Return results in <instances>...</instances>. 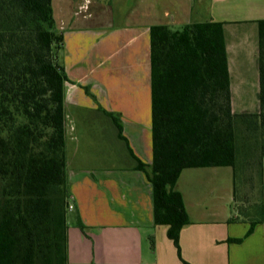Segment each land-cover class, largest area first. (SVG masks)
Masks as SVG:
<instances>
[{
    "label": "trees",
    "instance_id": "trees-1",
    "mask_svg": "<svg viewBox=\"0 0 264 264\" xmlns=\"http://www.w3.org/2000/svg\"><path fill=\"white\" fill-rule=\"evenodd\" d=\"M257 31V112H232L223 23L210 20L149 27L150 163L132 152L120 116L97 108L150 183L153 224L166 228L182 264H191L179 246L180 230L190 223L176 188L182 169L231 167L234 215L228 221L246 220L248 228L226 241L241 242L262 221L264 19ZM62 48L51 0H0V264H67ZM77 227L88 228L79 217Z\"/></svg>",
    "mask_w": 264,
    "mask_h": 264
},
{
    "label": "crops",
    "instance_id": "crops-1",
    "mask_svg": "<svg viewBox=\"0 0 264 264\" xmlns=\"http://www.w3.org/2000/svg\"><path fill=\"white\" fill-rule=\"evenodd\" d=\"M61 4L67 6V3ZM209 5L207 20L223 23L230 78L231 110L235 113L257 112L259 109L257 21L264 19V0H210ZM181 13L174 12L172 15L164 10L163 18L169 17V20L165 21L157 17L155 19L161 20H154L142 27L125 21L119 24L94 23L87 28L80 26L78 24L80 19L73 17L69 12H61L59 21L53 15L56 27L60 31L66 30L69 33L80 31L86 34L85 39L89 43L87 54L76 62V65L81 64L80 73L74 72L70 76L67 67L63 66L68 77L65 83V109L67 93L75 88L83 90L81 86H87L94 99L83 90L85 96L89 98L84 108L103 116L105 115L97 109L98 107L118 114L122 124V135L132 152L145 163L151 161V141L150 150L146 148L142 151L139 119L146 109L150 111L149 27L153 24L170 25ZM182 15L184 20L181 23L191 22V6L183 11ZM194 16L197 17V12ZM66 117H68L67 110ZM108 120L110 123L106 124H112L110 119ZM96 121L104 122L103 117L97 118ZM100 131H103V127ZM116 138L120 140L117 134ZM124 149L126 150L125 144ZM65 151L66 181L73 208L82 209L80 207L83 206L78 191L88 189L91 196L94 182H97L96 177L98 175L102 178L110 177L102 182L103 192L92 197H104L106 215L103 221L106 220V223L97 222L93 225L80 215L79 218L88 228L85 233L79 229V235L77 233L70 235L67 229V264H126L125 256L118 250L126 248L138 252L139 218L142 219L138 214V205L142 202L141 195L138 194L139 185H143V191L147 195L148 211L145 219L153 230L150 234V250L154 252L155 258L153 263H140L136 256L131 264H182L174 244L166 236V228L153 224L150 183L143 172L134 168L135 161L127 150L129 159L114 154L113 160L119 162L117 167L100 166L101 168H96V165L75 168L71 164L73 148L67 142ZM102 159L103 157H98L99 161ZM75 172L84 177L76 180L72 176ZM80 180L83 185L89 187L80 188L82 184ZM111 181H115L120 187L128 188L130 202L135 205L129 206L130 213H127L128 209H123L127 194L119 198L121 201L117 206L108 207L107 202L112 204L115 197L119 196L116 192L119 188H111L113 187ZM176 188L182 195L185 210L190 218V223L179 233L180 252L184 260L191 264H264V156L261 159L262 221L256 223L253 231L239 243L226 241L229 237H242L248 228L246 220L228 221L229 217L234 215L230 166L184 168L178 176ZM134 189L136 193L133 192ZM130 208L133 210L131 211ZM98 211L99 208L96 207L95 214ZM95 226L100 229L101 237L104 238L102 242L104 245L100 244L101 249L97 248L99 237L97 241L89 232ZM121 234L127 235L128 241H125L124 246L118 239Z\"/></svg>",
    "mask_w": 264,
    "mask_h": 264
},
{
    "label": "rangeland",
    "instance_id": "rangeland-1",
    "mask_svg": "<svg viewBox=\"0 0 264 264\" xmlns=\"http://www.w3.org/2000/svg\"><path fill=\"white\" fill-rule=\"evenodd\" d=\"M59 2L67 3V6L62 5ZM209 4L210 0H51V6L53 7L52 10L54 11L53 15L55 18H58V21L60 19L61 12L64 13L66 11L67 13L69 12V14L73 15V17L79 18L80 20L78 24L83 26V28H87L94 23L99 24L102 22L119 24L125 21H130L133 25H139L142 27L154 20H169V17L163 18L164 10H167L173 15L174 12H185L189 6H191L192 9L191 20L204 21L208 19L207 9L210 6ZM195 12H197V17L194 16ZM182 13L176 17V21L174 23L169 25L170 28L178 29L181 27L183 24L181 21L184 20ZM157 17L161 19H155ZM62 33L63 48L59 51L58 61L63 66L67 67L71 76L74 72L80 73L81 64L76 65V62L87 54L89 43H87V40L85 39L86 34H82L80 31H72L69 33V31L65 30ZM66 101V110L68 114V117H66V142L73 148V159L71 160V164L75 166V168H88L89 166L95 165L96 168H101L100 166L117 167V163L119 162L117 160H113L114 154L117 157L123 156L128 158V154L124 149L123 141L116 138L115 127L113 124H106L110 123L108 122L109 118H106L98 112L94 114V112L89 109H85V105H87L89 98L85 96L82 89L75 88L71 92H68L66 95ZM99 117L101 119L103 117V123L96 121ZM139 121V138L141 140L140 148L142 151L146 148L150 150V111L148 109L142 113ZM102 127L103 131L101 132L100 129ZM139 152L140 151L138 149V154H140ZM98 157H103L102 161H99ZM106 157H109V159L112 158V160L106 159ZM121 164L123 165V161H121ZM119 172L122 173L121 171ZM72 176L76 178V180L79 177H84L80 176V174L76 172L73 173ZM109 178L110 177L107 178V176L102 178L98 175L96 177L97 182H94L95 186L91 192V196L89 195L88 189L86 191H78L81 196L80 202L83 206L80 208L82 209L74 207L66 212V224L70 235L72 233H77L79 235L77 218L80 217V215L82 217L84 216L83 218L91 222L93 225L97 224V222L106 223V220L103 221V218L106 215V212L104 211V197H92L103 192V188L101 187V185L103 186L102 182L105 179L107 181ZM256 179L257 178L255 176V187L253 189L252 198H256L258 195ZM80 182L82 183V180H80ZM111 184L113 185L111 188H119L116 191L119 196L115 197V199L111 202L112 204L107 202L108 207H112V205L117 206V204L121 201L119 198H122L123 194H127V196H125L126 199L124 198L125 205L123 209H128L129 211V206H135L133 202H130L131 196L128 194L127 187L122 185V187H120L115 181H111ZM84 186L87 188L89 187V185H83V183L81 184V187H79L83 188ZM138 190V194L141 195L142 200L140 205H138V214L142 217V219L139 218L140 242L138 245V252H133L131 249L126 250V248H123L121 251L118 250V252L125 256V259L127 260L126 264H131V261L134 260L136 256H138V261L140 263H153L155 258L154 252L150 250V234L153 233V230L151 226L147 225L145 219L148 211L146 205L147 195L146 192L143 191V185H139ZM135 191L136 189H134L133 192L136 193ZM70 201L73 205L72 199H70ZM132 201H134V199H132ZM96 207L99 208L97 214H95ZM130 209L131 211L133 210L132 208ZM127 213H130V211ZM89 232L91 233L92 238H96L97 241L99 237L100 242L97 243V248L101 249L100 244L104 245V243H102L104 242V238L101 237L100 229L95 226L94 228H91ZM126 237V234L118 236V239L121 240L120 242L122 246L125 245V241H128Z\"/></svg>",
    "mask_w": 264,
    "mask_h": 264
},
{
    "label": "built area",
    "instance_id": "built-area-1",
    "mask_svg": "<svg viewBox=\"0 0 264 264\" xmlns=\"http://www.w3.org/2000/svg\"><path fill=\"white\" fill-rule=\"evenodd\" d=\"M73 208L72 202L69 201L67 204V210H71Z\"/></svg>",
    "mask_w": 264,
    "mask_h": 264
}]
</instances>
